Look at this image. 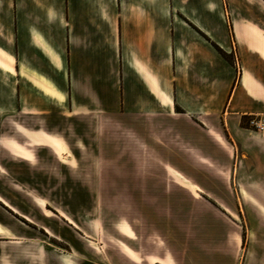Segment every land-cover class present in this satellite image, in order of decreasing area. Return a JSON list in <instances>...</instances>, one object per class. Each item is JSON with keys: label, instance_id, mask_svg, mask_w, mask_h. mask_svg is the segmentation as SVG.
<instances>
[{"label": "crops", "instance_id": "crops-1", "mask_svg": "<svg viewBox=\"0 0 264 264\" xmlns=\"http://www.w3.org/2000/svg\"><path fill=\"white\" fill-rule=\"evenodd\" d=\"M11 115L21 132L74 134L98 158L103 147L116 156L112 136L121 126L127 179L150 181L133 169L146 163L192 180L201 174L190 165L200 162L211 190L152 182L110 192L126 197L129 214L115 222L108 248L96 219L86 225L72 210H62V234L42 226L60 246L0 221V264H229L213 256L215 232L226 243L229 236L208 196L236 149L237 194L252 195L244 179L264 194V131L242 125L264 119V0H0V123ZM1 139L13 155L11 141L28 150ZM94 185L68 187L67 195L96 205L104 192Z\"/></svg>", "mask_w": 264, "mask_h": 264}, {"label": "rangeland", "instance_id": "rangeland-1", "mask_svg": "<svg viewBox=\"0 0 264 264\" xmlns=\"http://www.w3.org/2000/svg\"><path fill=\"white\" fill-rule=\"evenodd\" d=\"M256 122H259L263 128H258ZM244 124L264 131V119L262 118L246 117ZM105 128L103 126V130ZM123 129L118 126L117 133L114 135L112 133V138L117 139L119 143L116 156H112L109 149L103 147L101 157L98 158L95 156V150L92 147H85L80 141L77 143V137L74 134H66V140H64L63 137L56 136L54 138L45 133L21 132L14 122L13 116L7 117L4 122L0 123V139L2 137L15 138L23 143L29 151L11 141L9 147L17 156L13 155L0 141V221H4L13 229L17 228L21 232L31 231L46 237L50 242L60 246L63 242L48 234L42 226H48L57 234H62L64 232V222L61 218L62 210H72L79 214L80 219L86 225L90 220L96 219L102 228L103 239L106 241L105 247L108 248V241H110V235L115 229V222L118 220L125 221L129 214L126 211L127 207H125L126 197L118 196L116 198V196L109 195L110 192L121 193L124 188L131 187L132 183L135 186H141L140 184L148 186V183L149 186H153L157 182L166 188L188 187L197 189L201 194L208 191L206 188L211 190V187L207 185L210 181L205 177V174L209 173V168L200 162L190 165L193 166L194 172L202 175H198L192 180L182 178L176 171L170 170L167 164L165 168H163V164L154 165L155 170H153V164L147 165L146 163L144 166L134 164L133 169L137 171L138 177L141 175L151 177L150 181L127 179L126 148L121 147L120 141H124L129 136ZM28 136L37 143L49 145L53 150L45 146L34 145L28 140ZM34 136L60 142L65 146V152L60 154L48 141L38 140ZM108 136L109 133L103 132V139H108ZM14 146H18L24 151L17 152L14 150ZM238 158L236 149V156L229 157L222 163L221 170L215 174L218 184L213 185L214 193L208 196L221 209L215 208L214 212V219L219 223V229L221 226H227L228 231L226 232L229 236L226 243L225 237L221 238V235L215 232L213 256L215 259L223 257L229 264H264V194H255L254 188L257 186L252 185L253 181L245 179L241 180V185L248 188L252 195L239 196L237 194L238 179L236 181V178H232L231 173L233 169L234 172L237 169ZM13 160L18 162L16 166L12 165ZM251 166L253 167L251 164H241V168L245 170ZM158 170L161 173L157 177ZM153 171L156 173L153 174ZM32 172L43 174L36 177L35 173L31 174ZM68 173H71V177L75 174V176L85 179L69 180ZM93 177H98L100 180L95 181ZM153 177L157 178L154 179ZM95 182L96 184L99 183L104 192L101 197L97 198L96 205L94 197L67 195L68 187L73 188L80 184L85 185V187H94ZM117 205L118 207H116ZM222 205L229 207L231 211H224ZM236 233L241 235L238 242L232 238Z\"/></svg>", "mask_w": 264, "mask_h": 264}, {"label": "built area", "instance_id": "built-area-1", "mask_svg": "<svg viewBox=\"0 0 264 264\" xmlns=\"http://www.w3.org/2000/svg\"><path fill=\"white\" fill-rule=\"evenodd\" d=\"M256 124H257L258 128H260V129L263 128L262 125L259 124V122H256Z\"/></svg>", "mask_w": 264, "mask_h": 264}, {"label": "trees", "instance_id": "trees-1", "mask_svg": "<svg viewBox=\"0 0 264 264\" xmlns=\"http://www.w3.org/2000/svg\"><path fill=\"white\" fill-rule=\"evenodd\" d=\"M245 118H246V117H245ZM242 125H243V126H246V127H249V126H247V125L244 124V118H243V120H242Z\"/></svg>", "mask_w": 264, "mask_h": 264}]
</instances>
